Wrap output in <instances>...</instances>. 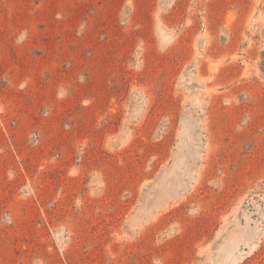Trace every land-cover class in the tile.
I'll list each match as a JSON object with an SVG mask.
<instances>
[{
    "label": "rangeland",
    "instance_id": "1",
    "mask_svg": "<svg viewBox=\"0 0 264 264\" xmlns=\"http://www.w3.org/2000/svg\"><path fill=\"white\" fill-rule=\"evenodd\" d=\"M0 264H264V0H0Z\"/></svg>",
    "mask_w": 264,
    "mask_h": 264
}]
</instances>
